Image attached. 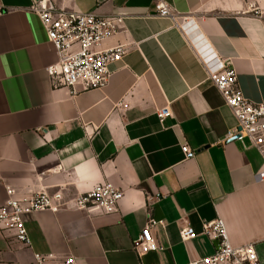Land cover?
<instances>
[{
  "label": "crops",
  "instance_id": "obj_1",
  "mask_svg": "<svg viewBox=\"0 0 264 264\" xmlns=\"http://www.w3.org/2000/svg\"><path fill=\"white\" fill-rule=\"evenodd\" d=\"M57 7L123 14L105 49L128 46L101 88L54 86L57 59L35 0H0V205L45 190L66 202L109 181L119 209L64 208L24 216L30 245L0 225V264H38L37 253L77 264H188L216 252L203 224L221 217L233 245L254 243L264 264V157L227 138L236 118L208 71L228 60L248 99L264 102V0H52ZM171 6L179 24L157 15ZM257 10L263 14L256 15ZM172 112L163 121L157 110ZM192 151L185 156L182 145ZM160 246L134 249L149 219ZM193 227L196 237L183 240Z\"/></svg>",
  "mask_w": 264,
  "mask_h": 264
},
{
  "label": "built area",
  "instance_id": "obj_2",
  "mask_svg": "<svg viewBox=\"0 0 264 264\" xmlns=\"http://www.w3.org/2000/svg\"><path fill=\"white\" fill-rule=\"evenodd\" d=\"M31 10L40 18L49 41L56 50V61L46 67L47 74L54 86H62L72 92L104 87L111 75V64L121 60L128 51V46L118 44L108 48L101 45L120 33L125 27L123 14L100 15L95 12L71 11L59 8L52 0L35 1ZM157 15L167 17L179 24L176 11L165 3L157 5ZM256 15L263 13L255 10ZM209 79L220 91L225 103L231 108L237 124L228 131L227 138L237 136L238 140L248 138L264 157V102L248 99L243 94L235 69L230 61L221 62L220 68L208 71ZM168 106L158 109L161 121L170 117ZM185 156L192 153L184 143ZM256 180H264V168L255 175ZM8 198L0 205V225L3 230H11L16 242L21 246L30 245L24 216L39 211L57 212L64 208L89 210L97 208L105 213L119 209L123 190L109 181L97 183L91 190L81 193L75 199L65 201L60 192L50 194L42 190L27 197H19L15 189L8 187ZM160 223L149 219L135 241L134 249L140 255L160 248L151 234V229ZM193 227L181 230L183 240L198 235ZM202 234L219 241V247L212 255L192 260L188 264H257L259 257L254 243L235 246L230 240L226 222L218 217L203 224ZM38 264H77L73 254L58 255L55 252L37 253Z\"/></svg>",
  "mask_w": 264,
  "mask_h": 264
},
{
  "label": "water",
  "instance_id": "obj_3",
  "mask_svg": "<svg viewBox=\"0 0 264 264\" xmlns=\"http://www.w3.org/2000/svg\"><path fill=\"white\" fill-rule=\"evenodd\" d=\"M35 1H39V0H35ZM236 139H238L237 136H235V137L232 138V140H236ZM217 244L219 245V241H217Z\"/></svg>",
  "mask_w": 264,
  "mask_h": 264
}]
</instances>
